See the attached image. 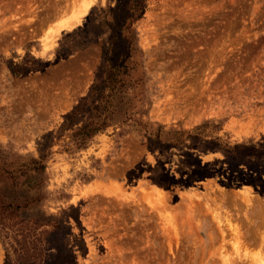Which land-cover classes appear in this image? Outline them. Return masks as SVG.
<instances>
[{
  "label": "rangeland",
  "instance_id": "obj_1",
  "mask_svg": "<svg viewBox=\"0 0 264 264\" xmlns=\"http://www.w3.org/2000/svg\"><path fill=\"white\" fill-rule=\"evenodd\" d=\"M113 4L0 0V264H255L264 175L222 149L264 135V0H145L144 112L75 148Z\"/></svg>",
  "mask_w": 264,
  "mask_h": 264
},
{
  "label": "trees",
  "instance_id": "obj_2",
  "mask_svg": "<svg viewBox=\"0 0 264 264\" xmlns=\"http://www.w3.org/2000/svg\"><path fill=\"white\" fill-rule=\"evenodd\" d=\"M145 0H114L105 7V28L108 36L102 49V63L98 67L89 90L63 115L61 129L71 132L69 137L75 148L84 147L91 138L108 126L127 125L132 116L142 114L145 71L137 52L134 22L139 17ZM198 127H195L197 129ZM179 134L180 131H173ZM183 132V131H182ZM150 136L148 134L147 138ZM150 141V139H149ZM175 137L172 143L178 142ZM229 158L250 170L254 175L242 181L256 185L264 175V135L258 141L251 139L225 145L222 149ZM206 165L199 168L205 176ZM235 168H237L235 166ZM33 172L42 170L43 164L33 160ZM238 169V168H237ZM158 185L163 183L157 182Z\"/></svg>",
  "mask_w": 264,
  "mask_h": 264
},
{
  "label": "bare ground",
  "instance_id": "obj_3",
  "mask_svg": "<svg viewBox=\"0 0 264 264\" xmlns=\"http://www.w3.org/2000/svg\"><path fill=\"white\" fill-rule=\"evenodd\" d=\"M85 5H86V4H85ZM71 6H72L71 8L74 9V6H73V5H71ZM82 7H83V6H82ZM83 10H84V9H83ZM85 11H87V10H85ZM78 13H79V12H78ZM86 13H87V12H86ZM84 14H85V13H84ZM67 25H68V24H67ZM60 28H61V27H60ZM63 28H64V27H63ZM63 28H62V29H63ZM57 30H58V29H57ZM59 30H60V29H59ZM262 218H263V216H262ZM227 219H228V218H227ZM227 219H226V220H227ZM257 226H258V225H257ZM257 226H256V227H257ZM259 226H260V225H259ZM259 226H258V227H259ZM257 231H259V230H257ZM235 232H236V231H235ZM238 233H239V232L237 231V235H238ZM240 234H241V233H240ZM255 234H256V233H255ZM241 236H242V235H241ZM241 236L238 235V238L241 237ZM251 236H252V235H251ZM242 237H243V236H242ZM247 237H248V236H247ZM248 238H249V237H248ZM252 238H253V237H252ZM261 239H262V237H261ZM239 240H240V238H239ZM255 240H256V239H255ZM262 240H263V239H262ZM262 242H263V241H262ZM248 243H249V242H248ZM260 243H261V242H260ZM236 244H237V242H236ZM243 245H244V244H243ZM257 245H258V244H257ZM238 255H239V254H238ZM257 255H258V256H257ZM257 255H255L254 258L252 257V258L254 259V260H253L254 263H255V264H256V263H257V264H264V255H259V253H258ZM253 256H254V255H253ZM239 257H240V255H239ZM246 257H247V254H246ZM241 258H242V257H241ZM240 260L242 261L243 258L240 259ZM246 260H247V259H246ZM239 263L241 264V262H239ZM246 263H247V262H246ZM243 264H244V260H243Z\"/></svg>",
  "mask_w": 264,
  "mask_h": 264
}]
</instances>
